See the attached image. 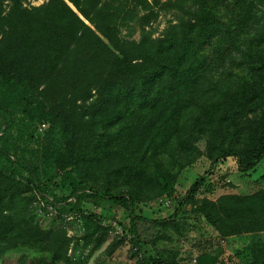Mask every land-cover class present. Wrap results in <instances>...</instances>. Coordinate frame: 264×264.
I'll return each mask as SVG.
<instances>
[{
  "label": "trees",
  "instance_id": "trees-1",
  "mask_svg": "<svg viewBox=\"0 0 264 264\" xmlns=\"http://www.w3.org/2000/svg\"><path fill=\"white\" fill-rule=\"evenodd\" d=\"M257 1L46 0L33 6L0 0V90L12 94L30 120L47 124L34 140L41 165L55 173L50 178L54 186L88 189L95 165L106 178L125 172L131 184L146 179L158 196L174 197L175 175L147 172V166L136 165L138 153L146 145L148 154L158 136L178 130L187 96L207 73L236 52L251 59L246 51L254 37L258 53L253 57L264 53V11L260 32L247 34L259 11ZM161 13H171L173 19L154 37L152 23ZM260 63L264 65V57ZM258 79L264 85V76ZM231 89L215 102V113L203 110L202 123L207 143L213 138L218 145L215 160L237 158L245 173L264 159V115L250 146H242L240 126L232 125L223 136H237L238 141L226 147L217 133L228 119L221 115L223 109L232 105L250 111L258 103V91ZM237 121L231 119L234 125ZM200 185L201 180L193 184L188 199ZM22 187L0 168V260L28 249L48 257L39 264H70L65 233L34 222L32 199ZM110 198L131 212L132 203L121 196ZM199 211L224 238L264 232V191L217 204L206 201ZM245 250L249 264H264V242H251Z\"/></svg>",
  "mask_w": 264,
  "mask_h": 264
},
{
  "label": "rangeland",
  "instance_id": "rangeland-1",
  "mask_svg": "<svg viewBox=\"0 0 264 264\" xmlns=\"http://www.w3.org/2000/svg\"><path fill=\"white\" fill-rule=\"evenodd\" d=\"M23 2L39 6L46 0ZM255 11L256 18L247 29L249 37L260 32L264 0L255 3ZM172 19L171 13H161L152 23L154 37ZM256 39L246 51L251 59L241 58L240 52L233 53L196 85L186 98L188 107L182 113L178 130L170 129L158 136L148 154L146 145L139 151L137 166H147L149 173L166 171L175 175L176 193L172 198L158 196L154 183L146 179L135 183L132 180L131 184L125 172L116 179L106 178L95 165L89 171L88 189L55 187L50 181L55 173L41 165V151L34 140L42 135L47 124L30 120L16 106L14 96L0 90V168L7 176H14L23 185L25 196L32 199L29 214L34 222L44 230L65 233L70 264H143L152 260L176 264H249L245 247L251 242H264V232L224 238L206 221L199 208L206 201L217 204L224 198L253 196L264 191V159L254 170L245 173L240 171L237 158L216 161L218 145L213 143V138L207 143L202 123L203 110L215 113V102L228 89L256 90L255 108L243 111L227 106L221 115L228 119L217 131L228 147L229 143L238 141L237 136L223 134L232 125L240 126L242 146L252 144L264 115V85L258 79L264 76V65L260 63L264 53L253 57L258 53L254 51ZM227 102L230 104V100ZM125 116L126 120L132 119ZM233 118L238 120L236 125L231 122ZM197 180H201V185L190 200L189 191ZM110 196H121L132 203L131 212ZM89 235L90 239L86 240ZM44 258L48 257L23 249L5 255L0 264H39Z\"/></svg>",
  "mask_w": 264,
  "mask_h": 264
},
{
  "label": "built area",
  "instance_id": "built-area-1",
  "mask_svg": "<svg viewBox=\"0 0 264 264\" xmlns=\"http://www.w3.org/2000/svg\"><path fill=\"white\" fill-rule=\"evenodd\" d=\"M167 205H168V203H167Z\"/></svg>",
  "mask_w": 264,
  "mask_h": 264
}]
</instances>
